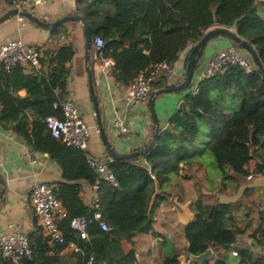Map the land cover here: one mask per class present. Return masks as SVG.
Segmentation results:
<instances>
[{
	"label": "trees",
	"instance_id": "16d2710c",
	"mask_svg": "<svg viewBox=\"0 0 264 264\" xmlns=\"http://www.w3.org/2000/svg\"><path fill=\"white\" fill-rule=\"evenodd\" d=\"M6 5L12 8L14 0H6ZM76 6L74 16L87 19L92 52L101 60L115 62L112 75L124 86L153 65L175 64L208 32L231 29L236 20L239 22L232 31L256 51L264 66V20L256 0H77ZM62 27L53 31L61 34ZM97 39L103 43L100 53L95 49ZM74 56L72 45L53 48L50 43L42 52L41 70L34 68L28 73L21 64L6 70L0 62V126L23 137L33 152L48 153L65 178L75 182L85 179L94 185L98 176L86 151L54 138L46 123L49 116L64 119L62 104L67 100L69 64ZM165 78L157 79L152 90L166 86ZM159 80L166 82L157 83ZM21 90H26V98L16 96ZM138 160L109 162L116 185L101 180L98 195L101 220L110 229L104 231L100 221H93L87 227L88 239H81L70 223L74 218H93L96 212L81 198V185L52 186L67 210V216L57 221L65 241L51 244L40 226L37 234L29 237L32 255L25 264H63L61 253L70 245L79 248L87 263L94 257V264H135V254H124L121 242L133 243L138 234L154 232L149 207L155 180L167 193L181 176V165L204 163L206 171L212 168L213 177L222 180L218 191L222 193L242 187L251 175L252 160L257 162L256 172L264 174L263 73L256 67L247 73L231 66L199 84L197 93L189 90L169 125L159 129L154 148ZM207 177L211 178L208 171ZM215 183L210 188L213 192L217 191ZM191 209L195 217L184 227L187 257L202 255L208 249H225L224 256L201 264H211V260L214 264H264L263 256L241 246L243 238L253 231L251 238L264 248V218H254L245 205L198 200ZM240 209H244L242 216ZM258 221L260 226L254 229ZM232 250H237V257ZM164 264H180L179 254H168Z\"/></svg>",
	"mask_w": 264,
	"mask_h": 264
},
{
	"label": "crops",
	"instance_id": "0c3cea01",
	"mask_svg": "<svg viewBox=\"0 0 264 264\" xmlns=\"http://www.w3.org/2000/svg\"><path fill=\"white\" fill-rule=\"evenodd\" d=\"M77 0H47L43 4L28 11L35 16L53 22L62 17L76 15ZM256 4L261 9V17L264 20V0H256ZM9 6L6 0H1L0 16L6 13ZM56 29V28H55ZM63 32L58 34L52 30H44L36 27L28 21L21 22L17 17L0 24V47L9 40H21L26 45L39 48L42 52L50 43L53 48L72 45L75 56L69 64L70 75L68 76L67 100H74L81 111L83 121L91 127L86 153L89 159L100 162H111L108 159L105 147L102 144L98 133L96 117L89 93L88 74L86 71L85 34L84 28L79 21H69L63 23ZM65 29V30H64ZM58 34V38L54 36ZM235 47L226 37H217L210 40L199 58L194 79L189 90L193 92L199 86V77L205 71L209 63L221 51ZM190 50L183 53L175 63V72L171 77H166L164 81L157 83H167L166 86L156 88L163 89L181 84L186 77V60ZM249 58V55L241 51ZM93 73L96 85V93L99 97L100 108L103 120L106 123L110 141L119 154H130L144 150L151 143L156 125L151 114L148 99L145 101H132L127 98V88L116 81L113 75L104 71V60L98 58L92 52ZM41 70V66L37 68ZM30 73L31 71H28ZM189 90L163 93L155 97L154 109L160 130L167 127L179 110ZM16 96L26 98V90L19 91ZM123 121L129 128V135H122L115 124ZM144 157V156H143ZM143 157L137 160L142 161ZM33 159L37 161L33 163ZM133 160V161H137ZM199 165L204 169L205 178L210 185L215 183L217 191L208 190L205 196H212L211 199L204 198L205 204H230L238 207L245 205L254 218H264V174L258 175L256 172L257 162H250L252 180L248 177L243 180L242 187L237 191L228 188L225 192L218 193L222 188L220 178L207 177L205 164L195 163L192 168ZM202 165V166H201ZM204 165V166H203ZM182 170L185 168L181 166ZM181 170V171H182ZM0 172L5 179V194L0 200V236L5 233L22 232L29 237H34L40 229V222L36 216L30 202L32 186L37 182H46L53 187L61 183H79L81 185V198L85 205L93 207L96 189L94 185L85 179L69 180L63 175L60 165L46 152H33L26 140L13 131L5 130L0 126ZM183 172V171H182ZM180 181V179H179ZM173 182L171 190L164 192L160 189L155 180V193L151 199L149 210L154 221V232L152 234H138L133 243L124 240L121 247L124 254L134 253L135 264H164V259L168 254H179L180 264H191V260L186 256L187 241L184 227L190 223L195 215L191 209L192 204L198 201V197L190 196V192H183ZM2 187L0 188V190ZM212 191V192H211ZM193 199V200H192ZM63 212L59 214L58 221L67 216V210L62 205ZM244 215V209H240L239 216ZM242 220L239 218L238 225ZM260 226V221L254 224V229ZM253 231H249L241 241V246L252 250L255 255L264 257V248L257 245L251 238ZM77 246L70 245L61 253L63 264H87V260L82 252L76 250ZM214 257L224 256L225 249L214 250ZM53 255V251L49 253ZM1 259V254H0ZM214 264V260L210 261ZM102 264H108L104 262Z\"/></svg>",
	"mask_w": 264,
	"mask_h": 264
},
{
	"label": "built area",
	"instance_id": "2783aa9c",
	"mask_svg": "<svg viewBox=\"0 0 264 264\" xmlns=\"http://www.w3.org/2000/svg\"><path fill=\"white\" fill-rule=\"evenodd\" d=\"M46 1L47 0H14V6L11 9L28 11L29 9L38 7ZM17 18L21 22L26 21L21 16H17ZM102 44L101 39L96 40V52L100 53ZM41 57L42 51L39 48L28 46L21 40H9L0 47V62L4 64L6 70H10L18 64L24 65L28 71L34 68L37 69L41 66ZM114 65L115 62L112 59H105V73L112 75ZM231 66L244 68L247 73H250L255 68V65L248 57L244 56L236 47H232L221 51L212 59L199 77V84L208 81L217 74L223 73ZM174 68L175 64L170 63L153 65L148 72L141 73L128 85L127 98L132 101L147 100L150 93L153 91V83L159 78L171 77L175 72ZM194 93H197V89ZM62 109L64 112V119H59L55 116L46 118V123L51 135L54 138L60 139L69 147H76L86 151L91 135V127L84 123L78 104L74 100H66L62 104ZM115 126L122 135H129L130 130L123 121H117ZM32 161L34 164L37 163L35 159ZM89 164L98 176L94 184L96 196L93 206L96 212L93 218H74L70 222L71 227L79 232L81 239H88L87 227L92 224L93 221H100L101 228L104 231L110 229L109 226L101 220L98 185L101 180L116 185L114 173L108 165L109 161L100 162L89 159ZM258 175L262 176L263 174ZM252 179L253 176L250 175L248 180ZM30 202L39 219L44 235L49 239V242L51 244L64 243L65 239L57 225L58 216L63 212L62 203L56 197L52 185L46 182L35 183L31 188ZM75 248L80 251L78 247ZM231 253L234 257L238 256L237 250H232ZM0 254V264H25V261L30 259L32 255L29 236L22 232H12L1 235ZM94 262V257H91L87 264H94Z\"/></svg>",
	"mask_w": 264,
	"mask_h": 264
},
{
	"label": "water",
	"instance_id": "95a60500",
	"mask_svg": "<svg viewBox=\"0 0 264 264\" xmlns=\"http://www.w3.org/2000/svg\"><path fill=\"white\" fill-rule=\"evenodd\" d=\"M17 16L23 17L29 23L35 25L38 28L44 29V30L55 29L58 26L62 25L63 23H66L69 21H79L82 23L83 28H84V34H85L86 71L88 74L89 93H90V97L92 100L94 114L96 117L98 133L100 135L102 144L105 147L107 157L112 162L113 161L137 160L139 157L148 155L151 152V150L154 148L156 144V139L158 137L159 129H160V125L158 124V120H157L155 109H154L155 97L163 93L179 92V91H185V90L190 89L193 79H194V72L196 70L202 50L206 48L210 40L220 37V36L228 38L233 44L237 46V48H239L240 50H243L249 55V58L252 60L255 67L260 72H262L264 75V66L262 65L256 51L248 43H246L242 38H240L236 33L232 31L236 29L239 20H236L234 22L231 29H228V28L215 29V30L208 32L197 44H195L190 49L188 53L187 60H186L185 80L177 86L153 90L150 93L149 98H148V105H149L151 114L153 115L154 123L156 125V130L153 134L151 143L148 145V147H146L142 151L134 152L130 154H119L115 150L113 143L109 139L107 126L101 114L99 97L96 93V85H95L94 73H93V68H92L93 67V63H92L93 39H92V35L90 32L87 19L84 16H69V17H62L56 21L50 22V21H47L46 19L35 16L33 13L29 11L9 9L6 13L0 16V24L8 21L9 19L13 17H17ZM5 182L6 181L0 172V187H2V189L0 190V200L3 199V196L6 192L4 188L6 184ZM189 258L194 263H198V264L205 263L209 261L210 259L214 258V251L212 249H208L202 255H199V256L189 255Z\"/></svg>",
	"mask_w": 264,
	"mask_h": 264
},
{
	"label": "rangeland",
	"instance_id": "374dc122",
	"mask_svg": "<svg viewBox=\"0 0 264 264\" xmlns=\"http://www.w3.org/2000/svg\"><path fill=\"white\" fill-rule=\"evenodd\" d=\"M181 166H184L185 168H183V170H182L183 172L181 171V176L176 179V181H177L176 186H178L179 189L183 190V192H186V193L190 192L191 197L197 196L198 197L197 200L205 201L204 198L211 199L212 196L211 197L205 196V195H207L206 192H208V190H210L211 185H210V182L208 180H204V178H205L204 169L202 167H200L199 165H197L195 167V170H194V168H192V165L183 164ZM205 169H206V167H205ZM207 171H208V173H210V176L215 175V172L213 171L212 168L208 167ZM179 179H180V181H179Z\"/></svg>",
	"mask_w": 264,
	"mask_h": 264
}]
</instances>
